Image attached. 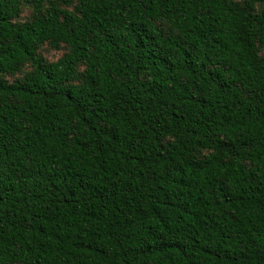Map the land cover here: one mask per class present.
Returning a JSON list of instances; mask_svg holds the SVG:
<instances>
[{
    "label": "trees",
    "instance_id": "1",
    "mask_svg": "<svg viewBox=\"0 0 264 264\" xmlns=\"http://www.w3.org/2000/svg\"><path fill=\"white\" fill-rule=\"evenodd\" d=\"M263 49L264 0H0V264H264Z\"/></svg>",
    "mask_w": 264,
    "mask_h": 264
},
{
    "label": "rangeland",
    "instance_id": "2",
    "mask_svg": "<svg viewBox=\"0 0 264 264\" xmlns=\"http://www.w3.org/2000/svg\"><path fill=\"white\" fill-rule=\"evenodd\" d=\"M32 14V9L30 7H25L23 10V13L21 14V21H26L31 17ZM43 56L48 60V61H56L58 60L63 54L64 50H55L49 47L48 45H45L42 50H41ZM263 54H264V49H263ZM15 77L8 76L9 80H13Z\"/></svg>",
    "mask_w": 264,
    "mask_h": 264
}]
</instances>
